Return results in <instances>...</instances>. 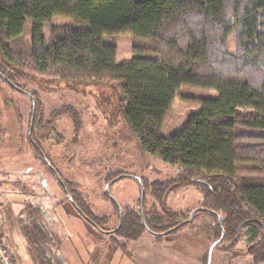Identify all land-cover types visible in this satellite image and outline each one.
Listing matches in <instances>:
<instances>
[{
	"label": "trees",
	"instance_id": "obj_1",
	"mask_svg": "<svg viewBox=\"0 0 264 264\" xmlns=\"http://www.w3.org/2000/svg\"><path fill=\"white\" fill-rule=\"evenodd\" d=\"M55 17L68 21L54 24ZM118 34L132 38V56L121 62L115 60V45L105 42ZM0 73L21 90L29 77L109 86L140 148L177 169L165 180L141 178L171 222L158 230L145 212L147 229L140 208L125 207L114 232L98 230L112 250L127 252L128 243L146 230L156 237L171 234L199 212L213 218L215 240L223 232L215 247L239 254L236 245L247 229L245 252L253 264H264V0H0ZM182 87L211 89L216 95L187 97L199 108L165 135V114ZM28 93L35 100L32 128L40 137H49L53 120L63 114L76 129L81 125V113L68 105L44 119L37 93ZM28 138L35 156L47 164L38 141ZM105 176L110 184L126 175ZM64 185L81 213L103 230L105 218L96 217L71 184ZM189 185L202 193L191 221L163 206L167 193ZM104 197L112 201L107 192ZM47 220L46 211L34 203L19 214L29 260L67 264Z\"/></svg>",
	"mask_w": 264,
	"mask_h": 264
},
{
	"label": "rangeland",
	"instance_id": "obj_2",
	"mask_svg": "<svg viewBox=\"0 0 264 264\" xmlns=\"http://www.w3.org/2000/svg\"><path fill=\"white\" fill-rule=\"evenodd\" d=\"M66 21L68 19L63 17L52 19L54 24ZM27 37L28 33L25 32L23 40ZM105 42L115 45L116 62L128 60L132 56V38L129 34L114 35L105 39ZM229 47L231 50L234 48L233 39H229ZM23 84V91L37 93L44 119H47L52 109L68 105L81 113V125L76 129L72 118L63 114L53 120L51 135L40 137L33 128L30 130V97L12 89L0 78V233L9 247L12 264H32L17 221L26 204L34 203L46 211L50 231L59 241V252L66 263L78 264L75 254H83L84 246L89 243L98 244L100 248L105 243L109 244L108 237L78 215L54 173L35 156L28 137L33 136L38 141L46 155V163L59 172L57 174L63 183L67 181L71 184L70 188L81 196L96 217L105 218L103 230H112L119 223L117 206L108 197H104L107 185L105 175L114 171L126 175L111 182L107 193L121 210L125 207L138 210L141 186L137 178L148 182L165 180L173 177L177 169L140 148L118 113V94L109 86L40 77H29ZM215 95L216 92L211 89L182 87L165 114L162 133L169 135L176 131L199 108L197 101L187 97ZM143 199V214L146 212L149 224L161 230V226L171 222L151 195L150 189L144 191ZM201 200L202 193L198 186H182L166 194L163 206L187 218L195 209L200 208ZM185 230L199 233V236L208 239L207 253L216 241L215 222L207 213H196L191 222L172 233ZM145 232L150 233L147 230ZM241 234L236 245L239 254L222 252L218 249L219 245L212 249V258L207 254L201 264H253L252 256L245 252L248 244L247 229H243ZM165 236L157 239L164 240ZM138 239L128 243L127 252L126 249L113 250L116 258L120 257V253H128L130 246ZM105 249L102 255L99 252L96 264L104 263ZM87 251L92 253L93 250L87 248Z\"/></svg>",
	"mask_w": 264,
	"mask_h": 264
},
{
	"label": "crops",
	"instance_id": "obj_3",
	"mask_svg": "<svg viewBox=\"0 0 264 264\" xmlns=\"http://www.w3.org/2000/svg\"><path fill=\"white\" fill-rule=\"evenodd\" d=\"M172 234L164 235L165 239L162 240L157 239L152 233L145 232L138 241L130 246L128 253H120V257L117 258L109 244L105 243L100 248L98 244L89 243L84 246L83 254L77 253L75 258L78 259L79 262L76 260L78 264H91V262L96 264L99 252L102 255L106 247L104 253L106 258L103 259V264H201L203 258L208 254L206 250L208 239L199 236V233H193V231L190 233V230ZM95 241L98 242V240ZM87 248L93 250L92 253H89ZM100 259L102 258L100 257ZM69 264L75 263L70 262Z\"/></svg>",
	"mask_w": 264,
	"mask_h": 264
},
{
	"label": "water",
	"instance_id": "obj_4",
	"mask_svg": "<svg viewBox=\"0 0 264 264\" xmlns=\"http://www.w3.org/2000/svg\"><path fill=\"white\" fill-rule=\"evenodd\" d=\"M0 77H1L2 79H4V80H5L9 85H11L13 88H15V89H17V90H19V91H22L23 93L29 95L28 92H25V91L21 90L20 88L16 87L14 84H12V83H11V82H10V81H9L4 75H2L1 73H0ZM31 101H32V114H31L30 130H31V128H32L33 121H34V116H35V100H34V98H31ZM29 134H30V132H29ZM47 165H48V167L51 169V171L54 173V175H55L57 181H58V182L60 183V185L62 186L63 191H64V193H65V195H66L68 201L72 204V206L75 208V210H76L77 212L81 213L80 209L77 207V205L75 204V202L73 201V199L71 198V196L69 195V193L67 192V189H66V187H65V185H64V183H63V181H62V179L58 176L56 170L51 166V164L47 163ZM137 179H138V181H139V183H140V186H141V195H140L141 219H142V223H143V225L147 228V226H146V224H145V221H144V214H143V197H144V188H143V186H142V183H141L140 179H139V178H137ZM108 186H109V184L106 185V187H105V192H107V187H108ZM109 196H110V195H109ZM110 199L115 203V205L117 206L118 211H119V223H118V226H117V228H118V227L120 226V224H121V220H122V210H121V208L118 206V204L116 203V201L114 200L113 197L110 196ZM199 209H200V208H199ZM193 212H194V211H193ZM192 214H193V213H191L190 216L187 218V221H190V220H191V216H192ZM81 216H82L86 221H88V222H90V223L93 224V222H92L91 220H89V219H88L83 213H81ZM219 223H220V220H219ZM93 225L96 227L97 230H99V231H101V232H103V233H112V232H114L113 229H112V230H102V229H100L99 227H97L95 224H93ZM242 226H243V224H242L239 228H241ZM147 229H148V228H147ZM172 229H173V228L167 230L166 233H168V232L171 231ZM148 231H149V230H148ZM151 233H153V232H151ZM222 237H223V232H222V234H221V237H220L218 240H216V241L211 245V247H210V249H209V251H208L209 256H211L212 249H213V248L215 247V245H216V244L222 239Z\"/></svg>",
	"mask_w": 264,
	"mask_h": 264
},
{
	"label": "built area",
	"instance_id": "obj_5",
	"mask_svg": "<svg viewBox=\"0 0 264 264\" xmlns=\"http://www.w3.org/2000/svg\"><path fill=\"white\" fill-rule=\"evenodd\" d=\"M0 264H12V257L2 234L0 233Z\"/></svg>",
	"mask_w": 264,
	"mask_h": 264
}]
</instances>
